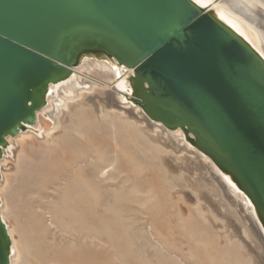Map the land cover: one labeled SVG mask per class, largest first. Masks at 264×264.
<instances>
[{
	"label": "water",
	"instance_id": "95a60500",
	"mask_svg": "<svg viewBox=\"0 0 264 264\" xmlns=\"http://www.w3.org/2000/svg\"><path fill=\"white\" fill-rule=\"evenodd\" d=\"M85 57L134 68L133 99L193 133L264 225V56L195 0H0V159ZM11 250L0 209V264Z\"/></svg>",
	"mask_w": 264,
	"mask_h": 264
},
{
	"label": "rangeland",
	"instance_id": "374dc122",
	"mask_svg": "<svg viewBox=\"0 0 264 264\" xmlns=\"http://www.w3.org/2000/svg\"><path fill=\"white\" fill-rule=\"evenodd\" d=\"M79 125L58 143L26 145L17 157L14 141L6 151L15 160L6 197L30 262L241 264L221 229L194 208L182 213L173 180L140 141L109 119Z\"/></svg>",
	"mask_w": 264,
	"mask_h": 264
},
{
	"label": "bare ground",
	"instance_id": "6f19581e",
	"mask_svg": "<svg viewBox=\"0 0 264 264\" xmlns=\"http://www.w3.org/2000/svg\"><path fill=\"white\" fill-rule=\"evenodd\" d=\"M195 1L208 5L213 14L264 56V0ZM98 61L106 63L100 65ZM119 68L122 71L116 75L114 71ZM126 69L116 60L85 57L73 66V74L67 80L50 84L46 103L38 109L36 121L15 135H8L0 159V209L12 239L10 264L38 263L30 262L25 241L17 233L10 213L6 189L14 170L10 169V163L15 160L7 157L6 151L14 141L18 143L17 157L26 145L58 143L65 127L79 128V121L89 117L109 119L120 125L132 140L141 142L140 148L147 157L158 158L184 203L179 205L182 213L191 214L194 208L207 222L221 229L241 264H264V225L251 199L208 153L192 143L193 133L152 117L133 99L131 75L135 69ZM60 91L63 97L57 100ZM106 170L101 169L96 178L106 175Z\"/></svg>",
	"mask_w": 264,
	"mask_h": 264
},
{
	"label": "flooded vegetation",
	"instance_id": "af4514ba",
	"mask_svg": "<svg viewBox=\"0 0 264 264\" xmlns=\"http://www.w3.org/2000/svg\"><path fill=\"white\" fill-rule=\"evenodd\" d=\"M115 70H116L117 74H118V73H121V71H122L121 68H119V69H115Z\"/></svg>",
	"mask_w": 264,
	"mask_h": 264
}]
</instances>
